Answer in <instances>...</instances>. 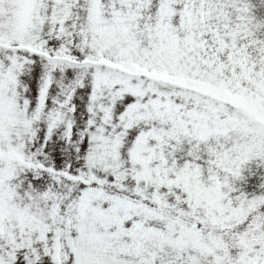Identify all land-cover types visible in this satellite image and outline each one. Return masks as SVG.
Returning <instances> with one entry per match:
<instances>
[{"label": "snow or ice", "instance_id": "6c2138e0", "mask_svg": "<svg viewBox=\"0 0 264 264\" xmlns=\"http://www.w3.org/2000/svg\"><path fill=\"white\" fill-rule=\"evenodd\" d=\"M0 264H264V0H0Z\"/></svg>", "mask_w": 264, "mask_h": 264}]
</instances>
